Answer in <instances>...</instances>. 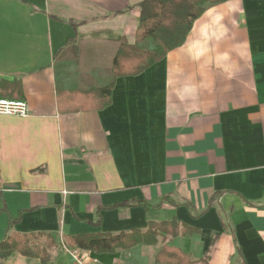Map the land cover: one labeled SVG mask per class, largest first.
<instances>
[{
  "label": "crops",
  "instance_id": "crops-1",
  "mask_svg": "<svg viewBox=\"0 0 264 264\" xmlns=\"http://www.w3.org/2000/svg\"><path fill=\"white\" fill-rule=\"evenodd\" d=\"M142 1L0 0V81L19 80L29 109L0 115V241L49 233L48 264H70L65 236L176 220L199 232L84 252L155 264L166 245L207 264H264V0L208 8L182 45L116 78L103 109H59L57 90L110 81ZM0 264L42 263L13 252Z\"/></svg>",
  "mask_w": 264,
  "mask_h": 264
},
{
  "label": "trees",
  "instance_id": "trees-1",
  "mask_svg": "<svg viewBox=\"0 0 264 264\" xmlns=\"http://www.w3.org/2000/svg\"><path fill=\"white\" fill-rule=\"evenodd\" d=\"M227 0H144L139 23L135 31L134 42L119 37L111 64V79L100 87L89 90L59 89L57 100L62 112L100 110L111 103V91L118 77L138 75L154 63L162 60L172 49L182 45L192 28L193 22L208 8ZM73 26L75 22H69ZM0 97L21 98L22 89L19 80L0 81ZM150 208L145 202H137ZM114 207V206H113ZM2 210H0L1 212ZM19 216L11 218L9 223L18 221ZM199 232L176 220L150 222L146 229L112 233L77 234L64 237V244L84 251L95 253H114L117 250H129L138 244H155L159 237L188 235ZM45 239L44 244L37 240ZM57 246L54 237L45 232L7 234L0 241V260L11 253L38 258L42 264L50 261V250ZM240 256V255H239ZM155 264H207V258L192 261L188 255L176 247L164 245L155 256ZM244 264V261H242Z\"/></svg>",
  "mask_w": 264,
  "mask_h": 264
},
{
  "label": "built area",
  "instance_id": "built-area-1",
  "mask_svg": "<svg viewBox=\"0 0 264 264\" xmlns=\"http://www.w3.org/2000/svg\"><path fill=\"white\" fill-rule=\"evenodd\" d=\"M0 115L25 118L29 116V109L27 103L22 99L0 97ZM61 247L69 255L70 264H102L82 249L68 247L65 244H62Z\"/></svg>",
  "mask_w": 264,
  "mask_h": 264
},
{
  "label": "rangeland",
  "instance_id": "rangeland-1",
  "mask_svg": "<svg viewBox=\"0 0 264 264\" xmlns=\"http://www.w3.org/2000/svg\"><path fill=\"white\" fill-rule=\"evenodd\" d=\"M109 78H110V76H109ZM109 78H108V79H109ZM104 82H105V83L107 82V79H106V78L104 79ZM100 85H101V84H100ZM37 241H38V242H37L38 244H44V243H45V239H44V238H40V239H38ZM62 244H64V241H63V240H60V242H59V246L61 247Z\"/></svg>",
  "mask_w": 264,
  "mask_h": 264
}]
</instances>
